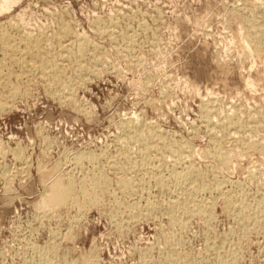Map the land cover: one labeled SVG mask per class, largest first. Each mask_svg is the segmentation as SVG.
Segmentation results:
<instances>
[{"label":"rangeland","instance_id":"374dc122","mask_svg":"<svg viewBox=\"0 0 264 264\" xmlns=\"http://www.w3.org/2000/svg\"><path fill=\"white\" fill-rule=\"evenodd\" d=\"M254 1L257 2L18 0L11 10L0 13V31L20 26L18 28L21 31L33 36L47 33L50 38L57 31L59 20L63 19L75 34L74 39H68L66 44H74L78 37L89 39L100 47L97 56L99 61L102 59L97 67L100 76L84 82L76 80L73 63L63 64L67 78H74L76 83L70 102L59 101L49 93L46 83L36 72H26L20 78L12 79V83L20 85L27 94L10 100L11 109L0 115V142L6 152L4 156L0 155V264H31L37 259L39 249L52 244L61 245V250L70 254L67 256L71 260L94 252L98 257L97 264H143L147 261L149 264H162L167 250L175 247L173 238L177 231L167 215L141 219L127 227V214L124 217L126 211L117 208L114 201L117 198L116 201L143 206L150 194L152 199L158 201H164L167 197L158 192L153 183L147 193L138 189L129 195L117 186V176L110 171L107 161L110 158L120 159L127 148L133 149L134 157L137 152V146L128 147L123 142L117 125L122 118L138 116L150 122L146 123L159 127L173 142L188 143L189 152L180 159L182 163L167 154L170 157L166 155L167 161L160 164L161 155L153 154L156 165H162L158 168L162 175L168 176L173 164L180 168L194 165L206 173L208 182L214 178V181H224V191H235L237 185L242 183L240 185L247 200L253 202L261 198L264 201V154L246 150L242 145L244 141L264 143V126H261L264 120V56L257 54L254 49L249 55L247 52L250 50L237 42L235 34H238L236 30L239 29L231 19L232 10L243 5L245 7L241 8L251 15ZM97 21L105 24L102 26L106 30L113 29L116 35L126 30L135 34L136 42L131 53L123 51L125 47L120 42L113 43L108 34H99L94 27ZM110 24L115 26V30ZM12 33L17 34L15 31ZM47 45L53 47L50 41ZM86 64L91 65V62L87 61ZM7 65L0 66V78ZM249 79L254 81L253 88L246 85ZM203 100L208 101L204 104L213 102L214 108L217 104L218 110L215 109L213 117L215 125L235 112L242 120L245 118L244 121L250 119L252 114V119L257 117L258 121L254 120L257 121L256 126L252 125L254 133V129L246 128L248 139L249 134L253 133L251 139L248 141L241 134L234 135V140L231 139L233 136L223 138L218 128H208L199 110ZM211 140L219 142L225 157L227 154L232 157L228 166H218L214 157L205 155L206 151L212 149ZM241 147L246 151H242ZM15 152H21L19 159ZM82 152L104 154L105 160H102L101 165L111 181L109 194H105L100 206L84 212H80L77 207L59 212L47 211L46 208L45 211L40 210L34 204H38L47 194L51 179L54 180L61 172L60 176L66 177L67 170L75 165L74 155ZM234 153L241 155L238 157ZM83 163L85 167H91L87 161ZM141 177L134 175L133 178L139 180ZM217 204L214 208L215 218L210 224L194 216L189 220L187 232L179 234L178 238L183 237L182 246L179 244L177 247L181 257L186 258L189 264H201V258L202 262L206 261L222 245L226 250L236 251L237 264H264V218L260 220L257 233L252 230L249 235L242 237L237 233V224L231 212L227 213L223 203ZM119 227L124 230L121 231ZM213 246L217 247L215 251ZM206 253L209 256L206 257Z\"/></svg>","mask_w":264,"mask_h":264},{"label":"bare ground","instance_id":"6f19581e","mask_svg":"<svg viewBox=\"0 0 264 264\" xmlns=\"http://www.w3.org/2000/svg\"><path fill=\"white\" fill-rule=\"evenodd\" d=\"M258 1H259V3H257ZM254 2H256V1H254ZM254 2H253V4H255V5L252 4L253 5L252 9L249 7L251 9V12H252L251 15L250 14L248 15L242 9L244 6L243 5V6H241L242 8L236 7L235 9L232 10L231 19L234 20V22L237 24V29H239V30H236L238 32V34H235L236 40L238 39L237 42H241L246 49L250 50V52L246 51L247 53H249V55H251L250 54L251 49H254L257 54L264 56V0H257L256 3H254ZM16 3H18V0H0V13L11 10L16 5ZM250 6H251V4H250ZM246 11H248V10H246ZM62 20L61 21L59 20L58 29L55 32V34H53V36L51 38L47 36L48 35L47 33H46L47 35L44 33H41V34H37V36H33L30 33H26L24 31H21L22 29L20 28L21 29L20 30L18 28L20 26H18L16 28L10 27L9 30H7V28L3 29V30L1 29L2 31H0V56H2V58H0V66L6 67L7 63H8V65H7L6 71L3 72V76L0 78V88L3 90L2 92H0V115L6 113V111L9 110L10 100L11 101L15 100L18 97H21V96H24L27 94L26 90L19 87L20 85L17 86V85L13 84L14 82L12 83V79H14V78L18 79V78H20L21 75H23L26 72H28V73L29 72H31V73L36 72L37 74H39V77L41 76L42 80L46 83L47 91L49 93H51L59 101H63V102L64 101L65 102L71 101L72 96H73V91H75L74 87H76L75 86L76 83L74 82L75 80H73L74 78L68 79L64 73L63 64L65 62H69L71 64L73 63V65H74L73 66L74 67L73 68L74 76L77 78L76 80H78L79 82L80 81H83V82L87 81V80L91 79L92 77L94 78V76L96 77L97 75H99L100 71L98 70L97 67L100 65V63H101L100 61L102 59L100 61L98 60L97 53L99 52L100 47L94 43H93L94 44L93 45L91 43V41H89V39L87 40L84 37H83L84 38L83 39L82 37H78V36L75 37L76 39L78 37V39H77V41L74 40V41H76L74 44H73V42L66 44V41L68 39H71V38L74 39L73 36L75 34H73V31H72L70 25L65 23L64 20L63 21ZM113 24L115 25L116 23H113ZM113 24L112 25L110 24L111 28L115 27ZM102 25L106 26L105 24H103V23L101 24V22L97 21L96 25L94 26L96 28V30L99 32V34H103V35L108 34L113 43L119 44V42H120L125 47L126 50L124 49L123 51H125V52L128 51L127 53H129L130 50L132 51L134 44H135L134 42H136L135 41V34L131 33V31L128 32L126 30V32H121L118 35H116L117 33L115 34L113 29H111V31L106 30L105 27H103ZM116 26H118V25L116 24ZM107 28H108V26H107ZM114 30H115V28H114ZM12 31L17 32V34L14 33V34H16V35H14L12 33ZM49 36H51V35H49ZM49 41L51 42V45H53L52 48H49L47 45V42H49ZM237 42H236V44H237ZM116 49H118V48H116ZM246 49H244V50H246ZM125 52H124V54H125ZM260 55H257V56L259 57ZM87 61L91 62V65L86 64ZM22 77H21V79H23ZM262 77H263V75H262ZM246 85L248 86V88L249 87L253 88L255 84H254V81L249 79ZM210 101L212 102V100H210ZM214 101H215V99H213V102ZM204 102H205V100H203V104H202L203 106L200 107L201 109L199 108V110H201L200 115L202 114V118H203L202 121L206 123L208 128H210L212 126L218 128L220 133H222L223 138L224 137L230 138L233 136L231 138V139H233L234 135L238 136L241 134L240 136L243 138L246 137V139L248 141L251 139L252 136H250V135H252L255 131V129L252 128V125L254 124L256 126V123L258 121L256 119L257 117H255V119L251 118V116L253 115L252 113H250L251 111L249 113L252 115L249 116L250 119H248V117H247V119H248V120L246 119L247 121H244V119H245L244 117H243L244 118L243 120H242L241 116H239V117H241V118H239L237 116V114L235 115V113H236L235 112L233 114L235 116H233V115L227 116L226 117L227 119L225 121L219 122V120H218L217 122H219V123H217L215 125L214 122L216 120L213 121L215 119V118L213 119V117L216 114L215 109H217V106H216L217 104L215 105L216 108H214V107H212L213 102L209 103V104H211V107L214 108V109H212L209 104H204ZM206 102H208V101H206ZM217 115H219V112L217 113ZM247 115H249V114H247ZM218 117H219V119L221 118L220 116H218ZM224 117H222V118L225 119ZM254 120H257V121H254ZM146 121L140 119L138 116L130 117L127 119L122 118L119 121V124H117V125L119 126L118 128L121 131L120 132L121 135L123 136L122 137L124 139L123 142L128 147H131L132 145L137 146L136 147L137 148L136 149L137 150L136 156L134 157V155H133V153L135 154V152H132L133 149L127 148L124 151V153L122 152L123 154L120 157V159H117V160L112 159L111 160V158H110V160H108V159H106V160H108L107 163H108V167L110 168V171L112 170L113 174H115L114 176L115 177L117 176L116 177L117 181H115V182H117V186L123 192L128 193V195H129V193L131 194L135 191H138V189L143 190V192L146 191V193H147L149 187L151 186L150 185L151 183L154 184V186L152 185L153 187L158 189V192L160 191L161 194L162 193L166 194L167 197L164 201H160V200L158 201L156 199H152L150 197L151 196V194H150V196H148V198L146 197V199H145L146 201H145V204L143 206H139V204H135V203L128 204L129 202L123 203V202H120L118 200H117L118 201L117 202L116 201L117 198L116 199L114 198L115 199L114 201L117 203L116 204L117 208L123 209L127 212V213L125 212V215L123 214L124 217L127 214V224H128L127 227H130L129 224L135 223L141 219H152V218L158 216L159 214L167 215L171 225L174 228H176L177 231H175L174 238H173V240L175 242L174 243L175 247L172 246L173 249L170 248L169 250H167L166 255H164L165 257L163 258V261L161 260L162 264H189V263H187L188 261L186 260V258L183 259L181 257L182 254L180 255V252L178 251L179 249H177L179 244H181V246H182L181 239L183 238V237H181V239H180V238H178V236H179V234L183 235L185 233L186 229L188 228L189 220L194 216H198V217L202 218L205 222H207V223L209 222V224H210V222H212L214 220L213 218H215L214 217L215 216L214 215V212H215L214 208H215V206L218 205L217 203H220V202H221V205L223 203V207L227 210L228 214L231 212L230 215H232V217L234 218V220L237 224V233H239L242 237H246L250 231L252 232V230H255V232L257 233V230L259 229V226H260V220L264 218V201L261 200V198H259V199L257 198V200H255L253 202H250L249 199L247 200L245 192L243 191L242 186L240 185L242 183L237 185V188L235 186V188H236L235 191L234 190H232V192H228L229 190L227 192L224 191V186H226L224 181L223 182H220V180L214 181V179H215L214 178L212 182L211 181L208 182L207 178H206V173H204V171H201L200 169L198 170L196 167H194V165L188 164V166H184L183 168H180L179 166L177 167L175 164H173L170 168V171H168L169 175L168 176L162 175L158 171V168L162 165H160V166L156 165L155 158H154L153 154L157 153L156 155H158V154L161 155L162 158H160V162H161L160 164H163V163H165V161H167L166 160L167 154H170L171 157L173 156L176 159H178V161H180V159L183 157V155L186 152H189V145L187 142H181V141L180 142H175V141L173 142L172 140L169 139V137H167L165 134H163L159 130V127L157 128L155 125L148 124L150 122L147 121L148 123H146ZM262 124L264 126V120L261 122V126H262ZM207 126H206V128H207ZM214 127H212V128H214ZM248 127L254 129L253 133L250 132L251 134H249V136H248V137H250V139H248L247 135H245V133L247 134L246 131L248 129L246 130V128H248ZM259 128L262 129L263 127H259ZM261 129H260V132H261ZM207 130H209V129H207ZM263 130L264 129H262V132H263ZM215 131H217V129ZM249 131H251V129ZM166 134H167V132H166ZM216 134H217V132L215 133V135ZM211 135H213V133ZM214 138L216 139V137H214ZM221 138H220V140H221ZM227 138H225V139H227ZM217 139H218V135H217ZM236 139H237V137H236ZM213 140L210 141V143L213 142L212 143L213 145L211 147L212 149L209 148L210 150L207 149L208 151H206V154H205V152H203V153L205 155H207L208 157H210V156L214 157L218 161V164H219L218 166H220V165L225 166V164H227V166H228L229 165L228 162L229 161L231 162V160H229L231 156L229 157L227 154L225 157L223 155V153H225V151L224 152L221 151L219 142L213 141ZM257 141H258V139H257ZM1 142H0V155L4 156V154L6 152L4 151L3 145H2L3 143L1 144ZM244 142L242 143V145L244 144V148H246V150H249V151L251 150V152L252 151L253 152H261L262 155L264 154L263 140H262L263 145L259 144L258 143L259 141L256 143H251V141H249V143L248 142L244 143ZM223 144H224V142H223ZM242 148L243 147H241L240 149L242 150ZM242 151H244V150H242ZM249 151H247V152H249ZM238 152H239V150H238ZM229 154L233 155L231 153H229ZM234 154L236 156L238 155L236 153H234ZM21 155H22L21 152H17L15 154V156L18 159L21 157ZM190 155L191 154H188V156H190ZM239 155H241V154H239ZM239 155H238V157H239ZM168 156L169 155H167V157ZM185 156L186 155H184V157ZM104 157L105 156L103 153L102 154H93V153H83L82 152V153L75 154L73 157V163L75 165L73 168L67 170V172L65 173L66 177H64V176L61 177L60 174L62 172L61 173L59 172L60 173V174H58L59 176H57L56 178L54 177L55 178L54 180L51 179L52 184L50 185V187L48 186L47 194L45 196H43L40 201L37 202L38 204H34V205H37L38 208H40V210H42V211H45L44 209L46 208L47 211H53V212H59L60 210H63L66 208L69 209V207H71V209L73 207H77V209H79L80 212H84V211L90 210V208H92V207L100 206L101 202H102V198L105 197L107 194H109V189H110L109 187L111 184L110 179L106 175L107 173L105 174L104 167L101 165L102 160H105ZM191 157H193V156H191ZM1 158H3V157H1ZM135 158H137V159H135ZM175 158L173 159L174 161H176ZM168 160L170 161L171 158ZM84 161H87V163L91 164V167H89L90 165L88 167H85V165L83 163ZM182 161H184V160L182 159ZM60 163H62V162H60ZM189 163H191V162H189ZM58 165L59 164L57 163V165H56L57 169L59 167ZM42 167H41V170H42ZM168 167H166V169ZM213 168L214 167L212 166V169ZM224 168H226V167H224ZM217 169H219V168H217ZM60 170H62V169H60ZM60 170H58V171H60ZM214 170H216V169L214 168ZM53 171H55V170H53ZM256 173L258 174V172H256ZM5 174L6 173H4V175ZM52 174H53V172H52ZM44 175H45V173H44ZM134 175H141L142 177H141V179L136 180L133 178ZM213 175H214V173H213ZM40 177H42V176H40ZM43 177H45V176H43ZM46 179H44L43 181L47 183V181H45ZM218 179H219V177H218ZM223 183H224V186H223ZM43 184H45V183H43ZM149 190H151V189H149ZM7 192H9V191H7ZM11 192H12V190H11ZM149 192H148V195H149ZM246 194H248V192ZM143 199H144V197H143ZM219 200H220V202H218ZM124 202H126V200ZM224 208H223V210H224ZM117 211H119L121 213L120 210L117 209ZM122 213H124V212H122ZM112 214L115 215L114 212ZM114 215L112 216L113 218H115ZM116 218H117V215H116ZM37 219H38V217H37ZM124 219H126V218H124ZM125 223H126V221H125ZM120 230L122 231L124 229L120 228ZM70 233H71V231H70ZM70 236L72 237V234ZM166 237H169V236H166ZM68 239H71V238H68ZM247 239H248V237H247ZM222 240H224V239H222ZM60 246L61 245H56V244L53 245L52 244V245L45 246V247L39 249L37 259H35L31 264H97V262H98V257L96 255V253H94V252H91V253H89L87 255H83V256L80 255L77 259L71 260L68 258V256L70 254L68 255L67 253L63 252V250H61ZM215 246H213V247H215ZM221 246H220V249H217V250H216L217 247H215L214 248V251L216 250L215 253L214 254L211 253L210 256L206 253L207 254L206 257L209 256V258H207V260L205 259L206 261H204V262H202V258H201V264H237L238 257L235 253L236 251L233 252V251H231V249L226 250L225 248H222ZM235 247H236V245H235ZM206 248H209V247H206ZM211 249H212V246H211ZM236 249H237V247H236ZM188 259H189V257H188ZM142 262H143V260H142ZM147 262H144L143 264H149L150 263V262L149 263H147Z\"/></svg>","mask_w":264,"mask_h":264}]
</instances>
